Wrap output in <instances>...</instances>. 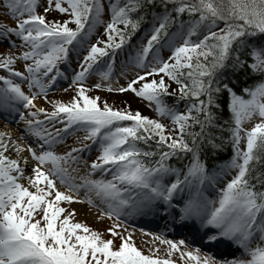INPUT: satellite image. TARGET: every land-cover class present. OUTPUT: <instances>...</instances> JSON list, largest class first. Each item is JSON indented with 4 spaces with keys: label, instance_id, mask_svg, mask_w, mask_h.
Listing matches in <instances>:
<instances>
[{
    "label": "snow or ice",
    "instance_id": "6c2138e0",
    "mask_svg": "<svg viewBox=\"0 0 264 264\" xmlns=\"http://www.w3.org/2000/svg\"><path fill=\"white\" fill-rule=\"evenodd\" d=\"M157 7L162 11L151 12L146 44L123 65L143 74L138 72L126 86L113 87L117 50ZM0 9L15 21V27L0 24V43L7 41L10 50H23L21 55L0 54V69L26 82L30 91L37 90L27 95L12 78L0 75V111L18 113L39 145V150L30 144L21 147L10 135L0 133V264H173L171 259L144 255L131 234L117 230L118 224L106 230L111 238L104 239L103 232L73 223L75 211L61 206L99 207L93 196L105 205L102 211L108 219L159 215L169 219L173 228L194 232L202 247L192 251H181L188 247L186 239L154 237L168 246L166 256L179 252L185 264H264V173L256 168L264 167V0H108V23L102 19L103 0H0ZM49 12L69 19L49 21ZM184 14L190 19L178 23ZM100 25L106 40L98 39L85 49ZM173 25L177 29L170 32ZM165 47L170 53L167 60L161 56ZM81 50L87 54L71 79L74 97L67 103L47 101L49 89L64 76L58 64L68 62L70 52ZM103 57L111 62L104 71L95 68L100 78L95 90L133 93L154 105L156 115L171 122L170 128L140 111L116 109L87 94L93 88L85 87V82ZM17 60L24 62L27 75L13 70ZM239 73L253 80L252 86L240 89L241 94L228 82L230 74ZM41 96L51 103L52 111L36 106L34 101ZM18 106L29 110L27 116ZM224 110L230 119L220 123L218 114ZM256 117L259 122L244 127ZM48 124L62 127L53 134ZM73 128L86 133L84 141L99 145L100 155L91 163L89 177L100 171L111 174L110 180L81 177L76 183L63 166L77 163L73 154L84 151L87 144L63 156L52 151L62 142V133ZM227 143L232 146L231 161L210 174L202 153L215 154ZM9 144L19 159L5 155ZM25 151L36 165L31 175L29 160L22 155ZM185 157H190L186 171L167 163ZM46 165L51 167L45 170ZM233 170L236 174L218 200L203 195L206 183L213 184L218 175ZM168 176H175L174 182H166ZM25 180L27 186L21 182ZM57 181L74 195L60 191ZM185 189L188 197L177 202L176 195ZM229 249L235 252L229 254Z\"/></svg>",
    "mask_w": 264,
    "mask_h": 264
},
{
    "label": "rangeland",
    "instance_id": "374dc122",
    "mask_svg": "<svg viewBox=\"0 0 264 264\" xmlns=\"http://www.w3.org/2000/svg\"><path fill=\"white\" fill-rule=\"evenodd\" d=\"M106 1V0H105ZM103 0V2H105ZM44 3H46V0H43ZM105 4V3H104ZM108 4V3H107ZM42 10V9H41ZM50 13V12H49ZM54 14V16L58 17L57 19H59V21H61V19H64L63 15H61L58 12H51ZM104 17H102V19L105 22H110V13L107 9V5L105 4V13H104ZM0 24H7L11 27H15V21L12 20L8 15H6L5 11L3 9H1L0 11ZM104 33V27L98 26L95 30V32L93 33L92 36H94L95 38H99L98 36H100V34ZM91 36V37H92ZM12 40H14L17 44H20L21 42L16 38V37H11ZM94 40V38L92 39ZM92 44V42L90 43ZM89 44V45H90ZM7 46V41L0 43V54H12V55H21L22 51L21 49H17V50H9V51H4L2 48H5ZM140 46V45H139ZM8 47V46H7ZM88 47V46H87ZM86 47V48H87ZM85 48V49H86ZM87 52L85 50L84 53L80 54V56L78 58H74V60L70 61L68 59V62L65 63V65H68V68L72 69L75 73L80 71V66H79V62L82 61L83 56L86 55ZM169 50L167 47L163 48L162 50V57L163 59H168L169 57ZM128 54H126L125 58L119 57L121 60L123 59H127ZM128 60V59H127ZM14 71H20L22 73H24L25 75H27V73L25 72V64L22 60H17L14 67H13ZM103 71V70H101ZM122 72H127V76L122 75ZM141 73L143 74L142 70H138L132 67H128L125 68L122 71H119L115 80L118 81H114L111 80L112 86L113 87H119V86H126L128 83L129 79H132L137 73ZM5 77L7 78H12L14 80L15 83L20 84L22 90L25 92V94L27 95H31L32 92L37 91L36 89H32L31 91L28 88V85L26 82L22 81L20 78L18 77H10L8 74H4ZM69 79H65L64 77H58L57 81L55 83V87L54 89H49L48 94H51V97L54 98L55 96H57L56 92L59 91L60 88H63V86H66V83H69ZM100 82V78L99 75L97 74H92L85 82V87H89L91 86L93 88V90H95V85L97 83ZM68 85V84H67ZM107 94V97L110 96H114V95H119V93H109L107 91H104ZM126 94L127 96L130 97V101L132 102H136V98L134 97V94L131 92H127V93H123ZM108 100V99H107ZM34 103L36 104V106L38 108H43V103H45V100L43 101L41 99V97H38L36 101H34ZM20 112L25 113V115L27 116L28 114V109H24L22 106H18ZM41 120H44L45 117L43 115H41L39 117ZM163 121V119H161ZM2 122V123H1ZM259 122V118L256 117L254 118L251 122H246L244 124L245 128L250 129L251 126H254L255 123ZM0 133H9L10 136H12L13 142L20 144L21 147H27L26 146V141L25 138L29 140V142H31L32 146L37 148V150H39V145L36 143V138L32 137L31 135H29L27 133L26 130L20 128V126L16 123V117H14L13 115H11L8 112H3L0 111ZM48 128L52 131L53 134H55L56 132V128H59L60 126H58V124L55 127H51L50 124L47 125ZM96 144V143H95ZM242 144H244V142H242ZM97 148H99V146L97 145ZM242 149H244V147L242 146ZM13 150H15L13 148ZM56 150V145L53 146L52 151L54 152ZM98 152H100V150L98 149ZM6 155V154H5ZM23 157L24 155H26L27 159L29 160V162H31V164L33 165V167H35V162L31 160L30 154L28 152H23ZM7 156V155H6ZM9 157V156H8ZM10 159H14L12 157H9ZM89 165H91V163H89ZM51 165H46L45 166V170H47L48 168H50ZM90 167L88 165H84L81 167H73L72 169L75 172V181L76 183H80L81 182V177H87L90 179H94L91 176L89 177V172L87 171ZM31 175V173H29ZM110 176V174H107ZM95 180H99L96 179ZM110 180V179H109ZM174 179H172L173 181ZM22 183L25 184V186H27V181H21ZM41 187H44L43 185H41ZM57 187L60 191L65 192L69 195H74L73 193H68V190L66 188H64L62 185L59 184V181H57ZM31 191H34V189H30ZM80 199H83V193H81V196L79 197ZM94 202L99 205V207H89L87 204H83V203H72V204H61L62 207L68 209L69 211L74 210L75 211V217L74 219L82 224H85L86 226H88L91 229H94L96 231H100L104 233V236L107 237V229L112 227L114 224H118V231L124 233L125 236H128L129 234H131V238L134 241L135 246L138 248V250H140L144 255L146 256H151L152 258H161V259H171L173 261V264H176V261H179L181 264H185V262L183 260H181L180 258V253H173V255L171 257L166 256V253L168 251V246L161 244L159 242V240L154 239L153 237L155 235L151 234L149 231H137L133 226H131L129 224V221H125V218L122 219L121 217L119 218V220H117V218L113 217L112 219H108L107 216L104 214V212L102 211V209L105 207V205H103L95 196L92 197ZM67 214V213H65ZM135 216V215H134ZM101 217H104L103 219H101ZM133 216H128L129 219H131ZM147 233V234H146ZM157 249H159V251H157ZM192 251L193 249H189V248H182L181 251ZM186 259V258H185Z\"/></svg>",
    "mask_w": 264,
    "mask_h": 264
},
{
    "label": "trees",
    "instance_id": "16d2710c",
    "mask_svg": "<svg viewBox=\"0 0 264 264\" xmlns=\"http://www.w3.org/2000/svg\"><path fill=\"white\" fill-rule=\"evenodd\" d=\"M152 10H155V13H160L162 11V9L159 8V7L155 8V9H152ZM189 19H190V17L187 14H184L183 16L178 18V23H179V21H184V20H185V22H187ZM175 26L176 25L171 26L170 29L175 27ZM74 27H75V25H73V27H71V28H74ZM193 39H195V38H193ZM156 78L159 79V77H156ZM148 79L151 80L152 77H149ZM228 82L231 84V86L234 87V89L237 91L238 94H241L240 93V89L243 88L244 86H246V85L247 86H252L253 85V80H251L244 73H239V74H236V75H231L230 74ZM166 83H171V82L166 80ZM176 87L177 86L175 84H172V88L173 89H175ZM87 94L89 96H93V97L94 96H99L101 98V100H106V98H104L105 95L101 94V93H98V92L95 93V94H89V93H87ZM69 98L72 99L73 97L69 96ZM69 98L67 96H65V97L62 98V101L67 103V102L70 101ZM245 98H247V97H245ZM166 100L169 103V105L173 104V101L170 98H166ZM107 101H108L110 106H114L116 109H130L132 112L140 111L142 113V115H144L146 117H149V118H152V119H156V120L157 119H162L159 116L152 117V115L149 114V111H146L145 109L140 108L138 106V104L133 103L132 101H130V97L127 96L126 94H120L119 96H114V97H112V99H108ZM180 106H181V109H183V103H181ZM51 108H52V105H51ZM218 115H219V122L220 123H223V121L230 119V113L227 110L221 111ZM161 122H163V121H161ZM123 124L125 126H130L131 122H123ZM164 124L166 125V123H164ZM166 127H169V128L171 127V122L170 121L168 122V125H166ZM213 132H216V130L213 129ZM217 134L219 135V133H217ZM222 135L225 138L228 137V133L227 132L223 133ZM217 143H220V141H217ZM138 146L141 147V148L145 147V145L143 143H140ZM230 153L233 154L232 146H231L230 143H227V144L224 145V147H223V149L221 151H218L215 154H212L211 152L202 153V160L203 161H207V162L210 161L212 163L217 164V163H219L221 158L228 157L230 155ZM189 159H190V157H185L182 160L178 161L176 158H173L172 160L168 161L167 163H169L173 167L180 168V169H182V171L183 170L185 171L186 170V165H188V163H189ZM210 168L211 167L209 166L208 169H210ZM256 168H257V172L264 173V167H261L260 165H256ZM255 174L256 173H253V176H255ZM252 182L254 184L256 183L255 180H253Z\"/></svg>",
    "mask_w": 264,
    "mask_h": 264
},
{
    "label": "bare ground",
    "instance_id": "6f19581e",
    "mask_svg": "<svg viewBox=\"0 0 264 264\" xmlns=\"http://www.w3.org/2000/svg\"><path fill=\"white\" fill-rule=\"evenodd\" d=\"M20 126H21V127H26V125H25L24 122L20 123ZM5 133H6V132H5ZM7 134L9 135V133H7ZM11 137H12V136H11ZM5 142H7V138H5ZM8 147H9V151L6 152L5 154H6L7 156H9V157L14 158V159H19V157H17V155H16V153H15V150H13L12 144H9ZM24 158H25V155H24ZM21 166L24 167V164H23L22 161H21ZM32 167H33V165L31 164V162H29V164L27 165L28 174L31 173L30 170H31Z\"/></svg>",
    "mask_w": 264,
    "mask_h": 264
}]
</instances>
